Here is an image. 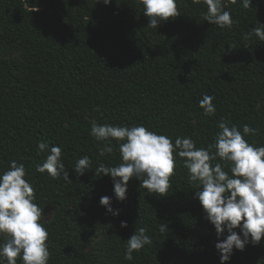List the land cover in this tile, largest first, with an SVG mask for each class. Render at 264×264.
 <instances>
[{"label": "trees", "instance_id": "16d2710c", "mask_svg": "<svg viewBox=\"0 0 264 264\" xmlns=\"http://www.w3.org/2000/svg\"><path fill=\"white\" fill-rule=\"evenodd\" d=\"M224 2L234 23L222 29L205 21L203 0H177L180 16L157 28L147 26L139 0H0V46L23 56L0 57V173L13 160L24 164L49 233L48 264H220L215 228L194 198L198 187L184 158L176 157L165 196L149 193L133 177L121 202L111 177L95 174L100 163L122 162L118 142L97 141L90 130L93 121L143 124L173 142L191 137L207 148L224 120L241 131L252 126L256 133L245 139L264 146V42L255 35L244 39L264 27V0H252L247 9L242 0ZM94 20L125 26L90 31ZM204 94L214 97L212 115L200 107ZM41 141L61 147L71 182L36 171L49 154L38 150ZM105 143L113 152L100 156ZM85 155L91 168L78 176L73 167ZM101 196L111 198L119 216L106 212ZM49 205L55 212L45 220ZM160 223L167 224L163 233ZM141 227L152 243L125 260L127 240ZM5 239L0 235V243ZM230 264H264V237L244 251L234 249Z\"/></svg>", "mask_w": 264, "mask_h": 264}, {"label": "clouds", "instance_id": "9594fccd", "mask_svg": "<svg viewBox=\"0 0 264 264\" xmlns=\"http://www.w3.org/2000/svg\"><path fill=\"white\" fill-rule=\"evenodd\" d=\"M99 2L101 0H97ZM111 2L102 0L104 5ZM139 2L148 18V27L157 28L163 22L180 16L177 0ZM193 2L200 3L201 0ZM236 2L230 0L232 4ZM203 3L207 6L205 21L222 29L232 26V14L226 10L224 0H203ZM242 4L247 9L252 6V0H242ZM34 11H39V8L32 7ZM252 35L264 42V27H254L244 39ZM213 100L214 97L207 94L200 100L205 115L215 113ZM218 128L214 143L207 148H198L191 137H177L173 142L171 137L151 131L143 124L129 127L93 121L90 135L97 141L114 139L118 142L122 162L116 166L100 163L95 174L111 177L115 197L121 202L127 199L128 182L133 177L142 181V186L149 193L165 196L171 186L170 177L174 175L176 157L184 158L188 179L198 187L194 198L199 200L204 218L215 228L218 238L215 248L220 264H230L234 249L244 251L247 245L256 246L264 237V146H256L245 139L256 133V129L248 124L243 125L241 131L238 125L221 120ZM37 147L41 152L48 150L49 154L42 164L36 165V171L46 172L53 178L63 176L66 182H71L61 161V147L53 145L49 148L43 141ZM112 152L111 143L99 146L100 156ZM218 159L226 164L215 162ZM91 163L85 155L76 161L73 169L82 176L91 168ZM226 166L228 171L224 170ZM25 177L24 164L14 160L6 171L0 173V235L6 237L0 243V264H17L18 257L23 264H48L50 258L49 233L40 222L43 210L34 202L35 190ZM99 203L107 213L119 216L120 210L112 208L110 197L101 196ZM120 227L127 228V221H121ZM237 228L239 232L235 230ZM167 229L166 223L159 224L161 233ZM146 233L147 229L141 227L127 240L125 260H133V252H139L152 243Z\"/></svg>", "mask_w": 264, "mask_h": 264}, {"label": "rangeland", "instance_id": "374dc122", "mask_svg": "<svg viewBox=\"0 0 264 264\" xmlns=\"http://www.w3.org/2000/svg\"><path fill=\"white\" fill-rule=\"evenodd\" d=\"M124 26L125 22L123 20H94L88 28L90 31H96L100 29L121 28ZM0 57L23 59L22 52L19 49L9 45L0 46ZM54 212L55 207L53 205L47 206L46 214L44 216L45 220H50L53 217Z\"/></svg>", "mask_w": 264, "mask_h": 264}]
</instances>
